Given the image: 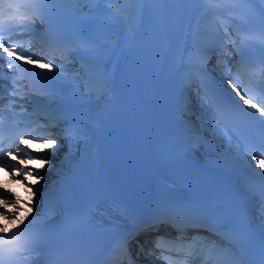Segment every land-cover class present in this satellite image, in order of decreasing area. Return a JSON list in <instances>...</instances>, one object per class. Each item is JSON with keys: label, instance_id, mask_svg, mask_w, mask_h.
Masks as SVG:
<instances>
[{"label": "snow or ice", "instance_id": "1", "mask_svg": "<svg viewBox=\"0 0 264 264\" xmlns=\"http://www.w3.org/2000/svg\"><path fill=\"white\" fill-rule=\"evenodd\" d=\"M54 2L62 3L64 8L59 10L49 9L45 7L47 4ZM206 0H0V51L6 54V57H0V60H6L9 69L17 68L20 73H28L35 77L38 81L36 88L39 94L44 98L45 107L50 108V115L54 121L65 122L63 132L66 136H70L69 145L72 146V140L78 141L83 145L81 158L71 170V173H64L60 182V191L68 199L71 197V190L77 176L83 171L93 167L98 158L99 152V137L103 134L106 127L104 116L89 114L81 111L89 106L93 98L100 99L113 91L115 76L120 71L122 65H128L129 70L135 66V43L137 32L144 24L146 17L150 14L151 9L148 5L151 4H168L177 5H201ZM232 3L246 9L249 13L258 16L261 30L264 31V8L256 7L257 0H232ZM259 3L264 4V0H259ZM31 10L33 14H38L42 20L47 19V28L52 33L50 42L52 45L61 51L63 55L69 48L72 49V55L79 60L80 68L75 72H68L67 68L56 67L52 62H48L49 70L56 67L53 75L43 74L35 69L21 67L15 61L26 60L28 64H35L39 61V57L30 55L23 51L22 45L20 52L17 53V47L14 43L16 40H22L25 34H34L35 25L32 22L28 12ZM233 9H229L232 11ZM196 28H192L191 21L189 22V30L192 40L195 44L198 42L200 35L199 21H196ZM70 30L71 36H66L65 31ZM5 39L10 43H5ZM212 40L223 39L222 37L212 36ZM15 54V61L11 59ZM7 58V59H6ZM64 59L67 61L68 56ZM132 59V64L129 65V60ZM264 64V61H261ZM3 65H0V77H2ZM63 71V75H61ZM230 71V70H229ZM264 71V69H262ZM15 84V79L12 80ZM228 87L235 92L236 96L249 104V99L245 98L246 93L239 89V86L232 79L228 80ZM258 94L264 96V80L256 85ZM16 95L15 92L10 93ZM31 99V97H29ZM0 102H2V94H0ZM10 106L13 101H10ZM55 104V107H51ZM250 107L255 109V112L243 111L242 115L248 119L250 124L264 137V104L257 106V103H251ZM259 113V117L256 115ZM222 115V114H221ZM214 118L219 121L221 116L214 115ZM53 126H58L55 122ZM3 132L2 124H0V133ZM19 133L13 137L19 139ZM31 139L39 140L45 144L48 149H51L49 156L59 152L63 144L60 143L57 134L50 129H44L38 136H30ZM232 137H230L231 140ZM20 144H27L25 140L20 139ZM241 140H237L236 160H242L243 156L239 151ZM13 145H9V149ZM202 141L198 134L194 135L191 130L183 128L178 129L172 140L171 149L165 155L170 163H179L181 159L189 153L199 151L202 147ZM261 152L255 153L248 149V154L251 159L258 162L264 160V140L259 145ZM23 150L16 146V152ZM6 154L12 160H16L17 156L12 151L0 147V163L2 155ZM25 156L29 159L20 158L21 165H29L39 161L41 167L48 165L49 168L55 167L49 159V156H31L25 152ZM64 161H71V156L65 154L61 161L60 167L64 168ZM213 163H218L224 166H232L233 161L219 160ZM9 170L14 171L15 175L20 176L21 170L15 169L14 166H7ZM264 171V167L261 168ZM23 181L35 180L36 183L44 180V177L38 172L32 170L23 171ZM258 175V174H257ZM264 180V177H261ZM22 182V181H18ZM10 191V190H9ZM25 191L29 196L33 195L31 188L28 187ZM11 196L16 197L13 203V208L19 206V196L12 192ZM10 198V197H8ZM5 198V199H8ZM31 207V204L27 205ZM229 209L217 199H207L203 201H179L165 202L158 208L151 222L146 223V227H152L158 222H163L164 219H171L178 229H183L187 224L198 223L203 217L211 218L219 228H225L227 232L232 229L226 224ZM15 223V218L12 221ZM23 222V219L20 220ZM261 226L264 228V220L261 221ZM6 227H0V232H6ZM238 243L241 244V252L247 256L244 248L243 236L235 237ZM202 238L194 237L191 243L183 242V237L178 236L174 240H165L163 237H158L156 247L164 249L168 252L193 254L194 246ZM11 238L0 239V264H4L6 258H11L16 248L13 247ZM123 245H127V237L123 240ZM207 251L210 259H214L216 264H221V253L223 250L209 247L207 244H201V252ZM165 260L172 264L170 256H164ZM234 264H264V242L259 246V259H252L247 256L246 259L235 261Z\"/></svg>", "mask_w": 264, "mask_h": 264}, {"label": "bare ground", "instance_id": "2", "mask_svg": "<svg viewBox=\"0 0 264 264\" xmlns=\"http://www.w3.org/2000/svg\"><path fill=\"white\" fill-rule=\"evenodd\" d=\"M198 18L196 19V21H198ZM214 28H216V24H214L213 27H208L207 29L200 27L199 26V30L202 31L204 35H206L207 39L204 41L206 44L208 43V38L210 36V33L214 30ZM232 62V59H230L228 61V65ZM217 75H219L220 78H222L224 81H226L228 83V80L231 79V77L229 75H226L225 72H221L216 73ZM106 96L100 98V99H96L93 98L92 103L89 105L90 106V112H98L100 111V109L104 106L105 100H106ZM189 124L192 126V129L196 132H198V134H200L201 136H209L210 132L208 131L209 128V120L208 119H203L202 122L200 123H195V122H189ZM212 134L210 135V138H212ZM221 141L218 144V141ZM211 142H213V139H211ZM214 143L216 146H218L220 149L222 148V150L225 148V144L223 142V139L221 138H215L214 139ZM38 149L35 153H32L31 156H49V152L51 151V149H48L46 146H44L43 144L41 146H36ZM28 151L29 148H27V153H29ZM83 151V145L82 143L79 144V147L75 146L72 150L67 149L66 147H62L60 148L59 152L55 155H51L49 156V159L51 161L52 164L57 165V168H60V164H56L58 160L64 158L65 154H69L71 156V161H64V166H66L69 162H72L73 160L78 159ZM227 152L224 153V155ZM29 159V157H28ZM61 160V161H62ZM60 161V162H61ZM27 168L29 170H32L34 172H38L39 175L44 177V180L40 181V183H37L38 185L42 186V188H46V189H52L55 187L54 182H53V177L48 175L47 172L51 171L53 169V167L49 168L48 165H45L43 168L41 167L39 161L34 162V163H30ZM35 195L36 197H42V202H45L47 199H51L52 198V192L51 190L46 191L43 195L41 194V192L39 191H35ZM10 196L6 195V196H2L0 195V199L3 200L2 205L6 206V207H12V198H8ZM8 198V199H5ZM0 200V201H1ZM39 211V207L37 208H32L31 211H25L24 209L22 210L21 214L18 213H8V212H3L1 210V205H0V216L2 217V219H0V227L3 226H11L14 224L19 223L18 221H20L21 219H23V221L30 219V218H34L37 214V212ZM15 218V223H13V219ZM2 221V222H1Z\"/></svg>", "mask_w": 264, "mask_h": 264}]
</instances>
